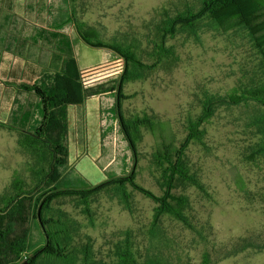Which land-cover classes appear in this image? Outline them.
Returning <instances> with one entry per match:
<instances>
[{
	"label": "rangeland",
	"instance_id": "374dc122",
	"mask_svg": "<svg viewBox=\"0 0 264 264\" xmlns=\"http://www.w3.org/2000/svg\"><path fill=\"white\" fill-rule=\"evenodd\" d=\"M50 1L52 5V0H0V28L33 21V14L22 9L33 11L45 5L48 11ZM196 1L72 0V4L75 18L96 28L103 41L130 46L142 63L152 66L155 45L161 42L158 25L168 14L198 6ZM164 45L174 58L166 57L155 70L143 71L141 79L125 81L121 111L126 122L142 123L138 133L133 132L137 183L163 197L169 164L158 155L168 158L167 153L173 155L183 146L189 129L203 114L204 103L212 99V116L196 127L198 138L189 139L184 151L188 178L178 179L172 190L184 206L167 201L182 212L183 220L167 212L155 220L161 202L129 184L121 188L107 183L126 175L133 164L124 132L115 123L119 119L116 94L109 93L100 98L105 111L101 109L100 142L105 157L97 164L93 161L97 144L92 140L88 152L79 151L82 158L70 174L66 173L69 166L63 168L67 179L57 190L105 187L85 202L79 196L53 201L48 215L56 223L51 227L69 237L67 254L75 257L73 264H83L86 249L90 264H114L117 251L125 247L139 264H264V155L257 153L264 138L260 133L264 108L254 102L228 101L236 89L263 80L261 58L245 30L223 31L207 21L197 34L179 31ZM78 54L82 64H94L102 56L101 65L83 76L90 83L109 86L125 69L124 58L106 49L83 45ZM19 137L26 140L27 136L0 126V207L4 196L15 193L12 185H24L26 191L35 185L33 169L38 168L39 158L20 147ZM114 155L118 159L113 173ZM75 160L70 156V161ZM45 244L39 222L32 219L25 259Z\"/></svg>",
	"mask_w": 264,
	"mask_h": 264
},
{
	"label": "trees",
	"instance_id": "16d2710c",
	"mask_svg": "<svg viewBox=\"0 0 264 264\" xmlns=\"http://www.w3.org/2000/svg\"><path fill=\"white\" fill-rule=\"evenodd\" d=\"M196 2L198 6L195 4V6H191L175 15L168 14L158 25L157 32L161 42L155 45L156 53L154 57L156 60L152 66L142 63L130 46L124 47L117 42L103 41L100 32L96 28L86 26L78 21L75 18V11H73L76 29L82 40L91 47L106 49L124 58L125 69L118 81L114 80L109 86L99 84L94 88L84 84L76 62L71 60L66 65L63 74L54 76L51 85L44 88L38 85H25L23 87L26 91L34 92L40 98L43 118L34 133H22V135L27 137L26 140L20 139L19 145L23 150H29L33 156L42 160L46 165L33 169L35 185L29 188V191L23 190L24 185H12L13 190H15L13 196L8 198L4 196L2 199V206L0 207V264H50L54 260H59L66 264L70 263V261H72L70 264L75 262V257L67 254L70 242L69 237H63L62 230L51 227L56 219L49 217L48 213L53 201L56 199L79 196L85 202L105 187L104 184H101L91 189L57 190L56 185H54L60 178V173L57 169L59 166L66 164L68 157L67 107L69 105H80L87 97H92L96 94L116 93L118 122L133 156V164L130 171L126 175L109 180L107 183L117 184L121 188H123V185L129 184L134 190L146 197L156 202H161L159 213H156L155 220L164 212L179 220H183L182 212L172 206L171 201H167H177V206L180 208L184 206V200L175 197L172 194V190L178 179L187 180L188 178L183 158L184 151L189 139L198 138L197 133H195L196 131L198 132L196 127L199 124L203 125L206 123L212 116L214 112L213 101L208 99L204 103L202 116L189 129L188 138L181 148H178L173 155L167 153L168 158L167 156H162V154L158 155L159 160H165L169 167L167 174H165L167 180L165 182V185H167L165 195L156 197L152 192L137 183L138 154L133 140V132L138 133V125L142 123L126 122L123 118L121 98H123L122 89L125 81L141 79L143 71L155 70L162 59L166 57L173 59V51L165 47L164 40L174 37L179 31L197 34V29L202 22L207 21L223 31L243 29L248 33L254 49L257 50L261 58L263 80L260 83L253 84V86H243L239 90L236 89L229 96L228 101L230 104L235 105L254 102L264 108V0H197ZM147 123L145 122V124ZM260 133L264 137V131L261 130ZM199 134L201 135L202 133ZM257 153L264 155V138ZM174 157L176 158L175 160L173 159ZM191 181L195 180L191 179ZM46 189H50V191L41 195L40 192ZM123 195L126 198V195ZM39 211L40 217H38ZM32 219L39 222L46 236V244L31 258L25 259V253L30 242ZM85 251L83 253L85 256L83 264H90V253L87 249ZM116 254L114 264H139L127 247L118 250Z\"/></svg>",
	"mask_w": 264,
	"mask_h": 264
},
{
	"label": "crops",
	"instance_id": "0c3cea01",
	"mask_svg": "<svg viewBox=\"0 0 264 264\" xmlns=\"http://www.w3.org/2000/svg\"><path fill=\"white\" fill-rule=\"evenodd\" d=\"M44 6L33 11L22 9L24 14H33V21H21L0 28V126L9 131L17 129L20 133H34L38 129L43 118L41 100L34 92L26 91L23 87L38 85L44 88L51 85L54 76L63 74L69 61L76 62L85 85L94 88L99 85L83 79L86 73L96 69L103 61L100 56L94 64L80 63L78 48L89 45L82 40L76 29L72 0H52V5L51 1L48 4V11ZM105 95L96 94L87 97L80 105L67 107L68 157L66 164L57 169L60 178L54 184L56 188L67 179L63 175V168L69 166L66 173L70 174L82 158L79 151L88 152L92 140L97 144L93 161L97 164L105 157L100 143L103 137L101 128L104 126L100 98L104 99ZM20 139L19 137L18 143ZM70 156H74L76 160L70 161ZM114 157L111 165L113 173L118 159L117 155ZM38 163V168L46 165L40 159Z\"/></svg>",
	"mask_w": 264,
	"mask_h": 264
},
{
	"label": "water",
	"instance_id": "95a60500",
	"mask_svg": "<svg viewBox=\"0 0 264 264\" xmlns=\"http://www.w3.org/2000/svg\"><path fill=\"white\" fill-rule=\"evenodd\" d=\"M38 217H40V211L38 212Z\"/></svg>",
	"mask_w": 264,
	"mask_h": 264
}]
</instances>
